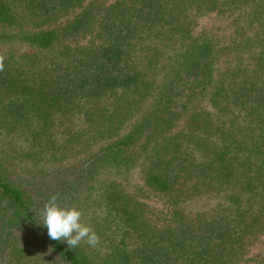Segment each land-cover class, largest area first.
Listing matches in <instances>:
<instances>
[{"label":"trees","instance_id":"trees-1","mask_svg":"<svg viewBox=\"0 0 264 264\" xmlns=\"http://www.w3.org/2000/svg\"><path fill=\"white\" fill-rule=\"evenodd\" d=\"M0 56V264H264V0H0Z\"/></svg>","mask_w":264,"mask_h":264},{"label":"clouds","instance_id":"clouds-1","mask_svg":"<svg viewBox=\"0 0 264 264\" xmlns=\"http://www.w3.org/2000/svg\"><path fill=\"white\" fill-rule=\"evenodd\" d=\"M3 60L0 56V71L4 67ZM57 200L58 197L52 195L39 213L42 221L39 225L47 228L48 237L66 242L70 249L81 242L95 248L99 244V236L92 227L81 222L82 212L75 207H61Z\"/></svg>","mask_w":264,"mask_h":264},{"label":"rangeland","instance_id":"rangeland-1","mask_svg":"<svg viewBox=\"0 0 264 264\" xmlns=\"http://www.w3.org/2000/svg\"><path fill=\"white\" fill-rule=\"evenodd\" d=\"M223 21L217 19L214 15L211 16H207V17H203L201 19H199V26L197 27L198 31H201L204 28H210L212 26H218V25H222ZM22 49V48H21ZM134 179L132 180V183H136V184H142L141 180H140V176L138 173L134 172ZM148 204L153 207V208H160L161 207V203L154 197H151L147 200Z\"/></svg>","mask_w":264,"mask_h":264}]
</instances>
